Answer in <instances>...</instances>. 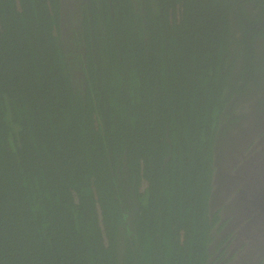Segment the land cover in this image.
Masks as SVG:
<instances>
[{
  "label": "trees",
  "instance_id": "obj_1",
  "mask_svg": "<svg viewBox=\"0 0 264 264\" xmlns=\"http://www.w3.org/2000/svg\"><path fill=\"white\" fill-rule=\"evenodd\" d=\"M240 1L0 0V264H207Z\"/></svg>",
  "mask_w": 264,
  "mask_h": 264
},
{
  "label": "flooded vegetation",
  "instance_id": "obj_2",
  "mask_svg": "<svg viewBox=\"0 0 264 264\" xmlns=\"http://www.w3.org/2000/svg\"><path fill=\"white\" fill-rule=\"evenodd\" d=\"M145 1L133 0L142 14L147 11ZM89 2L60 0L62 37L82 55L84 64L81 30ZM241 4L244 14L238 10ZM230 22L237 57L230 82L232 88L238 81L240 89L232 92L213 145L209 216L217 221L210 231L207 264H264V10L254 0H242ZM246 62L250 72L243 76ZM81 71L74 74L77 83L84 76Z\"/></svg>",
  "mask_w": 264,
  "mask_h": 264
},
{
  "label": "bare ground",
  "instance_id": "obj_3",
  "mask_svg": "<svg viewBox=\"0 0 264 264\" xmlns=\"http://www.w3.org/2000/svg\"><path fill=\"white\" fill-rule=\"evenodd\" d=\"M244 227V226H243Z\"/></svg>",
  "mask_w": 264,
  "mask_h": 264
}]
</instances>
